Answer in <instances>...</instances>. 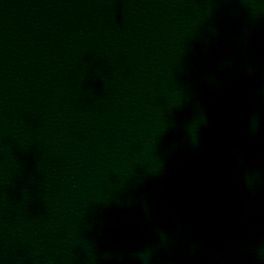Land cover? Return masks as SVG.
I'll return each mask as SVG.
<instances>
[{
  "label": "water",
  "instance_id": "95a60500",
  "mask_svg": "<svg viewBox=\"0 0 264 264\" xmlns=\"http://www.w3.org/2000/svg\"><path fill=\"white\" fill-rule=\"evenodd\" d=\"M0 264H264V0H0Z\"/></svg>",
  "mask_w": 264,
  "mask_h": 264
}]
</instances>
